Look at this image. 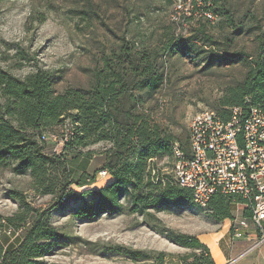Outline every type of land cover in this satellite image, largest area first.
<instances>
[{"label":"trees","instance_id":"obj_1","mask_svg":"<svg viewBox=\"0 0 264 264\" xmlns=\"http://www.w3.org/2000/svg\"><path fill=\"white\" fill-rule=\"evenodd\" d=\"M4 1V0H0ZM204 17L187 36L170 34L155 43L131 40L116 35V44L102 50L87 86L58 89L61 74L36 66L19 77L0 64V176L10 170L18 176H30V188L40 196H53L47 207L35 206L18 189L9 198L19 203L13 214L0 213V264H52L49 258L71 243L85 242L89 253L98 254L94 243L57 228L52 223L54 209L71 210L78 220H93L103 214H138L144 223L176 244L198 250L181 264H216L209 246L198 236L160 226L156 212L171 207L192 205L193 194L176 184L163 172L158 161L174 159L175 144L188 151L172 129L175 121L170 105L176 93H170L180 77L174 75V57L202 65L204 71L223 66H241L242 77L225 84L215 112L229 120L232 108L246 115L252 107L264 110V27L247 26L237 18L230 0H185ZM223 31L216 37L210 28ZM257 32L254 51L231 52L233 38ZM21 60H29L19 52ZM170 103V104H169ZM169 104V105H168ZM65 139L61 151H48L49 137ZM188 138V137H187ZM103 143L100 150L90 147ZM102 158L100 168L90 171V163ZM112 180L100 189L78 194L73 185L95 183L101 171ZM128 204H125L124 201ZM240 198L216 192L207 209L216 221L234 220ZM250 218V209L243 212ZM154 223H152V221ZM132 261L149 260L151 252L117 246ZM165 253L156 259L163 261ZM192 258V260H189Z\"/></svg>","mask_w":264,"mask_h":264},{"label":"rangeland","instance_id":"obj_2","mask_svg":"<svg viewBox=\"0 0 264 264\" xmlns=\"http://www.w3.org/2000/svg\"><path fill=\"white\" fill-rule=\"evenodd\" d=\"M230 2L245 27H264V0ZM203 17L202 11L194 10L185 0H4L0 2V64L19 77L36 66L58 70L61 74L59 90L87 86L102 50L109 52L116 44V35H126L140 44L155 43L174 32L187 36L190 26L198 27ZM212 20L216 27L210 30L221 38L223 31L216 25L217 18L214 16ZM257 32L234 36L231 52L254 51ZM22 51L29 55V60L20 59ZM174 58V75L177 74L180 81L169 89L176 97L173 96L170 105L172 117H167V121H175L172 129L186 142L192 116L204 109L213 110L224 93L225 84L242 77L244 69L235 65L204 71L197 62L179 56ZM48 140V151L59 152L64 146L62 138L58 141L52 136ZM103 146L100 143L90 149L100 150ZM101 164L102 158H95L90 163V171L100 168ZM158 164L173 180L175 158H163ZM30 180V176H18L10 170L1 173V214L10 216L18 209L19 203L8 196L11 189L23 191L35 206L52 205L53 196L37 195L30 188ZM111 180L110 175H98L95 183L82 187L73 185L71 190L80 194L88 189H100ZM81 199L76 203L71 201L66 208L54 209L52 223L93 242L98 254L89 253L85 242L71 243L49 258L52 264H75V261L79 264H181L183 256L198 252L158 233L138 214H103L93 220H78L71 210L79 206ZM124 203L128 204L126 200ZM242 208L243 205H236L237 218L242 216ZM156 216L161 221L160 226L195 236L222 229L224 225V221H216L207 208L194 202L187 209L171 207L156 212ZM119 245L151 252L154 257L132 261L115 250ZM159 252L165 253L163 261L156 259Z\"/></svg>","mask_w":264,"mask_h":264},{"label":"built area","instance_id":"obj_3","mask_svg":"<svg viewBox=\"0 0 264 264\" xmlns=\"http://www.w3.org/2000/svg\"><path fill=\"white\" fill-rule=\"evenodd\" d=\"M174 158L173 181L192 191L197 206L207 208L216 192L240 198L244 203L237 205L244 204L251 216L233 220L232 237L255 235L253 247L264 245L263 109L254 106L243 115L234 107L229 120L212 109L194 114L189 122L188 151L176 143ZM99 175L105 177L109 172L103 170ZM251 226L254 234L248 233Z\"/></svg>","mask_w":264,"mask_h":264},{"label":"crops","instance_id":"obj_4","mask_svg":"<svg viewBox=\"0 0 264 264\" xmlns=\"http://www.w3.org/2000/svg\"><path fill=\"white\" fill-rule=\"evenodd\" d=\"M243 212L248 209L244 204ZM251 212V211H250ZM239 218H244V215ZM235 219H237L235 215ZM232 220H225L222 229L211 231L207 234L198 235L201 241L206 243L211 249L216 264H264V245L253 247L254 237L244 236L233 238L230 231ZM254 234L251 226L248 233ZM92 263V262H88ZM94 263V262H93ZM75 264H79L75 261ZM99 264V263H96Z\"/></svg>","mask_w":264,"mask_h":264}]
</instances>
